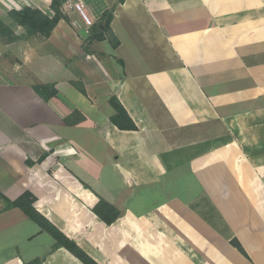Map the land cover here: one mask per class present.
<instances>
[{"label": "crops", "instance_id": "1", "mask_svg": "<svg viewBox=\"0 0 264 264\" xmlns=\"http://www.w3.org/2000/svg\"><path fill=\"white\" fill-rule=\"evenodd\" d=\"M52 3L0 0V264H85L7 207L26 191L99 264H264V0H83L92 25L64 0L49 36L9 14ZM110 9L119 45L89 42Z\"/></svg>", "mask_w": 264, "mask_h": 264}, {"label": "trees", "instance_id": "2", "mask_svg": "<svg viewBox=\"0 0 264 264\" xmlns=\"http://www.w3.org/2000/svg\"><path fill=\"white\" fill-rule=\"evenodd\" d=\"M52 7L55 11L53 17L48 16L38 8L27 6L22 10L13 9L10 11L11 18L19 25L23 26L29 35L42 34L49 36L55 26L63 18L61 14V5L64 0H52ZM122 1V0H121ZM114 9H110L103 14V23L93 27V33L89 38V42L93 40L109 39L113 46L119 45V40L111 29V21L113 18ZM17 39L14 31L0 20V40L5 43L13 42ZM35 90L44 99L57 94L55 84L36 85ZM84 91L83 88H81ZM110 103L115 109L116 113L111 117V121L120 129L136 130L138 127L119 100L118 97L113 96ZM35 195L30 191L24 192L19 198L14 201L6 199L7 207L21 208L31 219L39 224V226L49 232L56 240V247H65L69 249L75 256H77L85 264H99L93 257H91L83 248H81L75 241L67 237L56 225L41 214L34 206ZM95 212L107 224L113 223L120 215L119 210L105 199L101 198L99 204L95 208ZM231 243L245 256L248 257L242 244L238 239L234 238ZM40 260H34L28 264H39Z\"/></svg>", "mask_w": 264, "mask_h": 264}, {"label": "built area", "instance_id": "3", "mask_svg": "<svg viewBox=\"0 0 264 264\" xmlns=\"http://www.w3.org/2000/svg\"><path fill=\"white\" fill-rule=\"evenodd\" d=\"M68 7H73L77 10H79L81 12V14L83 15L85 21L87 22L88 25H92V21L90 20V18L85 14L84 12V4H83V0H68Z\"/></svg>", "mask_w": 264, "mask_h": 264}, {"label": "rangeland", "instance_id": "4", "mask_svg": "<svg viewBox=\"0 0 264 264\" xmlns=\"http://www.w3.org/2000/svg\"><path fill=\"white\" fill-rule=\"evenodd\" d=\"M0 62L3 66L11 67L13 64V59H3L2 61L0 60Z\"/></svg>", "mask_w": 264, "mask_h": 264}]
</instances>
